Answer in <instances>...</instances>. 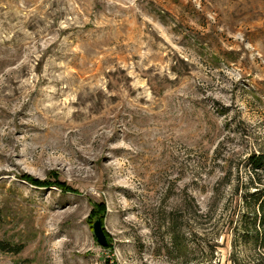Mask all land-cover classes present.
<instances>
[{
	"label": "rangeland",
	"instance_id": "obj_1",
	"mask_svg": "<svg viewBox=\"0 0 264 264\" xmlns=\"http://www.w3.org/2000/svg\"><path fill=\"white\" fill-rule=\"evenodd\" d=\"M257 155L264 0H0V264H231Z\"/></svg>",
	"mask_w": 264,
	"mask_h": 264
},
{
	"label": "trees",
	"instance_id": "obj_2",
	"mask_svg": "<svg viewBox=\"0 0 264 264\" xmlns=\"http://www.w3.org/2000/svg\"><path fill=\"white\" fill-rule=\"evenodd\" d=\"M264 158L262 155L253 156L250 159V168L252 171L261 170L263 168ZM27 182L34 186L48 185L46 182L35 181L26 178ZM243 204L245 212L241 217V228L239 239L243 242H234L232 251L229 255L231 264H243L240 254L250 257L251 264H264V187L247 195ZM173 244L177 249L179 245L173 238ZM243 246V252L240 253V246ZM22 250L21 246H11L6 242L0 241V252L18 254ZM179 251V250H178ZM184 252L183 256H186ZM185 264H189L185 262Z\"/></svg>",
	"mask_w": 264,
	"mask_h": 264
},
{
	"label": "water",
	"instance_id": "obj_3",
	"mask_svg": "<svg viewBox=\"0 0 264 264\" xmlns=\"http://www.w3.org/2000/svg\"><path fill=\"white\" fill-rule=\"evenodd\" d=\"M92 231H93V235L96 239L97 244L101 247H105L107 245V241H106V237L103 233V230L101 228V222L100 221H96L93 223Z\"/></svg>",
	"mask_w": 264,
	"mask_h": 264
}]
</instances>
